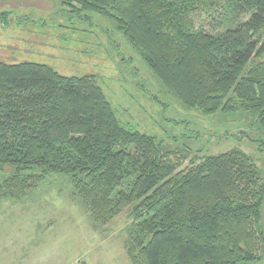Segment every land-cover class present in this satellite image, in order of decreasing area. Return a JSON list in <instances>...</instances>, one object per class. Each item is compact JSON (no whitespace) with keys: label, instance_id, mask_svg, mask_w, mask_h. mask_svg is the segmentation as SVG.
I'll list each match as a JSON object with an SVG mask.
<instances>
[{"label":"trees","instance_id":"1","mask_svg":"<svg viewBox=\"0 0 264 264\" xmlns=\"http://www.w3.org/2000/svg\"><path fill=\"white\" fill-rule=\"evenodd\" d=\"M61 1L112 21L184 108L247 114L264 134V0ZM175 155L123 125L93 76L0 62V199L64 176L98 225L130 208L132 264H261L264 180L252 157L234 149L179 171Z\"/></svg>","mask_w":264,"mask_h":264},{"label":"rangeland","instance_id":"2","mask_svg":"<svg viewBox=\"0 0 264 264\" xmlns=\"http://www.w3.org/2000/svg\"><path fill=\"white\" fill-rule=\"evenodd\" d=\"M22 61L67 77L93 76L121 123L163 141L176 153L172 160L182 163L179 171L195 159L199 164L238 149L252 157L264 180V134L251 117L184 108L113 22L98 14L70 13L61 0H0V62ZM131 222L126 208L98 225L69 179L54 176L21 201L0 199V264H132L126 247Z\"/></svg>","mask_w":264,"mask_h":264},{"label":"flooded vegetation","instance_id":"3","mask_svg":"<svg viewBox=\"0 0 264 264\" xmlns=\"http://www.w3.org/2000/svg\"><path fill=\"white\" fill-rule=\"evenodd\" d=\"M263 142V141H262ZM264 143V142H263Z\"/></svg>","mask_w":264,"mask_h":264}]
</instances>
